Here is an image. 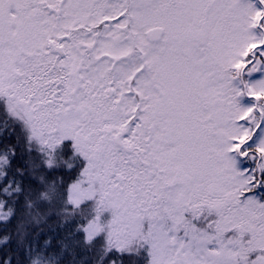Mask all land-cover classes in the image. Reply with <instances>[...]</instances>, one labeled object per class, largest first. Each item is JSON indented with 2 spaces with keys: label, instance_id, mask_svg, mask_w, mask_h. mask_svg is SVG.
<instances>
[{
  "label": "snow or ice",
  "instance_id": "obj_1",
  "mask_svg": "<svg viewBox=\"0 0 264 264\" xmlns=\"http://www.w3.org/2000/svg\"><path fill=\"white\" fill-rule=\"evenodd\" d=\"M0 264H264V0H0Z\"/></svg>",
  "mask_w": 264,
  "mask_h": 264
}]
</instances>
